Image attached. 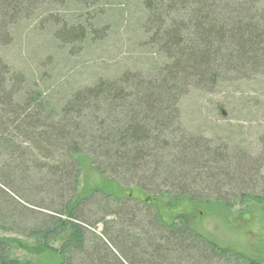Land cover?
Instances as JSON below:
<instances>
[{
	"label": "trees",
	"instance_id": "obj_1",
	"mask_svg": "<svg viewBox=\"0 0 264 264\" xmlns=\"http://www.w3.org/2000/svg\"><path fill=\"white\" fill-rule=\"evenodd\" d=\"M113 1L0 0V183L23 198L21 183L27 181L55 202L56 216L48 221L32 215V250L56 251L57 261L47 264H261L223 249L189 225L166 224L147 197L198 207L253 202L264 209L259 182L264 163L197 133L180 107L192 89L264 74L263 1L139 0V28L163 61L147 72L127 69L116 78L96 79L51 108L36 81L4 56L14 27L24 19L52 16L60 9L55 6L79 5L86 13L73 15L74 23L52 16L64 26L53 31V39L73 46L93 30L98 34L101 28L92 29L87 18ZM36 154L42 160L36 161ZM84 160L103 182L80 194L77 175ZM113 186L136 188L146 198L116 194ZM5 196L0 189V214L8 209L16 220L22 215L15 213L31 214ZM0 264L46 263L11 256L0 239Z\"/></svg>",
	"mask_w": 264,
	"mask_h": 264
},
{
	"label": "rangeland",
	"instance_id": "obj_2",
	"mask_svg": "<svg viewBox=\"0 0 264 264\" xmlns=\"http://www.w3.org/2000/svg\"><path fill=\"white\" fill-rule=\"evenodd\" d=\"M119 3L123 7H119ZM55 7L60 9L55 8L51 13L52 16L55 14L58 23H74L73 15L86 13L81 11L79 5ZM105 9L94 18H87L92 29L96 27V31L97 28L102 30L98 29V34H94L93 30L84 41L79 44L75 42L73 46H61V42L53 39V31L58 27L62 31L64 26H57L49 14H42L33 21L24 19L14 27L13 40L5 48L4 56L26 78L36 81L51 108L61 105L62 97L94 83L96 79L116 78L127 69L131 72H147L154 64L163 61L147 43L145 32L139 28L138 24L143 18L139 0L113 1ZM209 88L192 89L181 98L180 107L185 123L199 134L216 137L233 149H239L243 157L251 162L260 159V163H264V74L244 80L218 82ZM34 159L42 160V156L36 154ZM259 173L262 175L259 182L263 183L260 186L264 188V166ZM102 182L96 169L85 160L82 161L77 175V192L84 194L93 188H100ZM21 186L24 189L23 198L13 195L0 183V189L8 195L5 197H11L28 207L25 210L31 211V214L15 213L22 215L21 218L15 217L17 220L11 218L14 216L10 215L8 209L2 211V214L9 215L4 218L0 214V239L7 242L11 256L31 262L54 263L59 254L52 249L41 252L32 250L36 239L28 235L29 228L36 223L32 215L42 221H48L49 216H56L51 210L52 203H55L52 195L44 190L34 191L27 181L22 182ZM113 191L123 196L129 197L131 194L146 198L136 188L119 190L113 186ZM25 199L31 202L27 203ZM147 199L158 206L159 215L166 224L189 225L223 249L258 259L264 264V209L261 206L247 202L198 207L185 201L171 203L160 197ZM98 227L101 228L100 225ZM59 244L52 242L57 247Z\"/></svg>",
	"mask_w": 264,
	"mask_h": 264
}]
</instances>
